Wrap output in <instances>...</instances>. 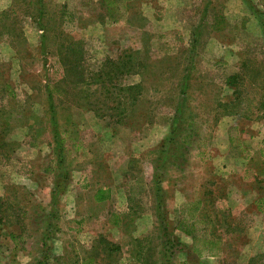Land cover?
I'll return each mask as SVG.
<instances>
[{"label": "rangeland", "instance_id": "rangeland-1", "mask_svg": "<svg viewBox=\"0 0 264 264\" xmlns=\"http://www.w3.org/2000/svg\"><path fill=\"white\" fill-rule=\"evenodd\" d=\"M25 1L0 0V9L18 7L16 21L0 17V196L4 211L16 195L29 213L25 229L0 223V264L41 257L56 188L60 218L50 264H78L101 233L122 245V264H142L138 249L156 264L166 263V251L175 264H248L254 256L264 264L262 216L247 215L237 239L229 222L218 221L216 231L197 222L198 234L212 230L209 236L228 242L219 256L199 258L192 238L176 228L186 203L201 197L210 219L249 204L242 182L253 173L247 150L235 143L257 148L264 135V0H44L43 14L25 12ZM250 13L255 20L245 21ZM217 20L225 29L204 28L190 52L189 23ZM62 45L81 51V73L92 79L66 75ZM129 51L130 66L110 82L105 63L122 55L125 62ZM101 97L107 103L99 115L93 106L102 109ZM103 185L112 196L97 202ZM117 214L126 231L115 225Z\"/></svg>", "mask_w": 264, "mask_h": 264}, {"label": "trees", "instance_id": "trees-1", "mask_svg": "<svg viewBox=\"0 0 264 264\" xmlns=\"http://www.w3.org/2000/svg\"><path fill=\"white\" fill-rule=\"evenodd\" d=\"M124 1V0H122ZM247 2H249L250 0H246ZM117 2H113V4H116ZM24 5H26L27 10H25V12L30 11L31 8H35L36 10L39 11L40 14L44 13V0H28L27 2H24ZM17 6V5H16ZM37 7V8H36ZM18 8V7H16ZM12 9L10 11H3L0 12V17L2 18V22L4 23H8L6 19L9 18H13L15 21L18 19L17 15V9ZM40 22L42 23V27L44 30H46L47 32L49 31V27H48V22H50V20H46L45 21V15L41 18ZM217 23H220V21H218ZM6 25V24H5ZM8 30H11L12 27H9L8 25H6ZM44 38L47 39L49 38V34L46 33V35H44ZM193 43V48L190 50L194 51L195 47L198 45L199 43V39H193L192 41ZM58 56L60 58V61L62 62L63 66H64V70L66 72V75H68V77L70 78H78L79 80L85 79V82L88 79H92V77L89 76H84L83 73H81L82 70H85L83 68V64L81 63V51L76 50L75 48L68 46H61L58 49ZM133 52L129 51L128 53H126V57L128 58L127 61L123 62L121 61V59L125 56L122 55V57H119L117 60L115 61H107V63H105V67L109 68L107 70V72H105V76L108 77L110 82H114V78L115 77H119V75H122V73L124 71H126V67L130 66V60H131V56H132ZM193 64V61L191 62ZM193 66V65H192ZM191 66V67H192ZM111 68V69H110ZM149 69V68H148ZM147 69V70H148ZM67 79V78H65ZM114 84V83H113ZM111 86H114L112 84H110ZM264 85V84H263ZM126 87H124V90H129V91H135L137 89V86L134 85H125ZM140 87V85H138V88ZM135 94V93H134ZM134 94L132 95V97L134 96ZM131 96V95H129ZM101 103H103V107L102 109L99 106H93L95 108V110H97L99 115H102L101 110H105L106 108V103L107 101L104 98H100ZM264 103V102H263ZM132 105V104H130ZM124 110V109H123ZM105 112V111H104ZM230 114H235L234 111L230 112ZM193 117V116H192ZM192 117H189L191 120H193ZM190 120V121H191ZM190 121L188 122L187 126H189L191 123ZM0 133H2V131H0ZM58 133V132H57ZM56 136H58V134H56ZM64 139H60L58 140L59 143L63 142ZM264 144V141H263ZM64 145L59 144L58 145V149H57V153H59V166L62 169L63 165L66 164L65 160L63 158V156L61 155L64 148ZM261 153L264 155V147L261 149ZM63 170H65V166L63 167ZM57 189V188H56ZM54 189V195H53V202L51 203V206L49 205L50 210L47 213V219L45 220V227L43 229L44 235H43V239H42V251H41V257L39 259H37V261L33 264H50V260H51V254L54 251V245H53V240L56 238V234L59 230V227L57 225V221L60 218V214H59V196L57 194V190ZM109 190V189H108ZM106 189L100 188L97 190L96 194H95V199L98 201L103 200L104 193H105ZM108 193V191H107ZM18 196L16 197V195L11 196L9 195V199H13L12 200V208L10 207V209L8 208L7 212L4 211V206H3V202H2V197L0 196V223H8L9 225H13L17 224L20 226V228L22 227V229H25V219L26 217H29V213L28 210L25 208V206L21 205L19 203L18 200ZM186 205H189V209L187 212L186 217H183V219L177 224L176 228L182 229L183 231L186 232V234L191 235L194 238V242L191 246L193 253H195L199 258L203 257L205 253H208L211 256H219L220 255V251H221V245H220V241L218 239H212L210 238L209 234L206 233L205 231H202L201 238H199L197 236V222L193 221L192 223L188 222L189 219L194 220L196 218V214L200 208V206L202 205V200L201 199H197L192 203H186ZM13 214V215H12ZM15 218V219H14ZM208 224V223H205ZM207 228V226H205ZM204 232V233H203ZM12 238L14 240H17L18 236L17 235H12ZM143 248V247H142ZM121 250V246L118 244L113 243L112 241L108 240L106 237H104L103 235L100 236L99 241L97 243V245H95L92 249V251L90 252V256L89 258H85L83 260H78V264H103L104 261L106 262H116V264H122V258H117L116 257V252ZM138 253H139V257L138 260L140 261V259L142 260V264H156L155 260H153V258L148 257L147 254H149V252H144L143 249H138ZM146 254V255H144ZM167 251L165 252V256H166V263L165 264H175L172 263L171 261V257L167 256ZM259 261V257H251L249 259V263L248 264H256V262ZM105 262V263H106ZM141 262V261H140ZM104 263V264H105ZM57 264H63V263H57ZM181 264H185V263H181ZM198 264V263H195Z\"/></svg>", "mask_w": 264, "mask_h": 264}, {"label": "crops", "instance_id": "crops-1", "mask_svg": "<svg viewBox=\"0 0 264 264\" xmlns=\"http://www.w3.org/2000/svg\"><path fill=\"white\" fill-rule=\"evenodd\" d=\"M245 2V0H243ZM17 6H16V2L14 3L13 6L9 7V8H6V9H0V12H3V11H10L12 9H15ZM251 20H255V15L253 13H250V15H248L247 18H245V21H251ZM218 22V20H217ZM222 22V23H221ZM189 24H192V30H191V34L189 35V39H191V41H193V39H199V36H201V32L203 31L204 28H210V29H213V33H220V31H223L225 29V26H223V21H220V23H217L215 22V25L212 26L210 25V22H202L201 23H193V22H190ZM194 26V27H193ZM215 35V34H214ZM190 41V42H191ZM233 116V115H232ZM264 132V131H262ZM259 134H261L260 130L258 129L257 131L255 132H250V138L248 139L249 140H253L254 138L260 136ZM238 140V139H237ZM260 145L259 147H254V145H252L251 142H245L244 139L241 140V142L243 143H240L239 140L237 143H235V139L232 140V144H236L237 146H241L243 147V149H246L247 150V163L248 164L247 168H246V171L249 172V174H252L253 173V179L249 180V182H245V178L246 177H243V182L242 184H246L247 185V188L246 189H242L243 191L241 196H249L251 195V197H249V201H248V205L247 207L245 206L243 209H238L236 211V209H229L230 212L228 214H230L229 217H225L222 219V217H224L225 215V210H223V213H220L218 210L216 211V217H214L213 219H210L208 217H206V204H205V200L204 198H199L202 200V205L200 206L198 212H197V215H196V218H195V221L196 222H203L204 223V226L206 225H210V226H214L215 227V231H216V227L218 226V221H221V222H229V225H230V236H233L235 237L236 239L239 238L242 234H244L246 232V230L248 229V220H247V215H249L250 213H254L258 216H262L264 218V155L261 153V149L264 147V144H263V141H264V135L262 136L261 140H260ZM244 143H246V146L244 145ZM260 155V156H259ZM100 188H103V189H106L105 193H104V198L103 200L101 201H98L95 199V194L97 192L98 189ZM109 189V190H108ZM108 191V193H107ZM96 192L94 193L93 195V200L97 201V202H102V201H105L107 198H109L110 196H112V188L109 187V186H100L96 189ZM220 198H223L220 197ZM224 199V198H223ZM227 214V213H226ZM115 216V225L117 226H123L124 230L127 229L126 225L124 223H120L119 222V216L118 214L117 215H114ZM218 216V217H217ZM198 219V221H197ZM226 220V221H225ZM205 223H208V224H205ZM125 226V227H124ZM211 230V229H209ZM126 231V230H125ZM205 231V230H203ZM207 233V231H205ZM204 233V232H203ZM209 233V232H208ZM210 233H212V230L210 231ZM209 233V234H210ZM212 234H215V233H212ZM103 235L104 237H106L108 240L112 241L113 243L115 244H118V245H121L119 242H116V241H113L112 239H110L109 237H107L105 234L101 233L98 236V238H96L97 240L93 241L92 245L90 246V251L89 253L91 252V247L92 246H95L97 245L98 241H99V238L100 236ZM188 236H190L192 238V243L193 244V240L194 238L189 235V234H186ZM201 235L202 234H197V236L199 238H201ZM210 238L212 239H218L220 241V245L221 246H224L226 244H228V242H224V239L219 235V236H215V237H211ZM131 239H134V237H131ZM187 244H190L187 242ZM122 246V245H121ZM91 254V253H90ZM90 254H88V258L90 256ZM201 258V257H200Z\"/></svg>", "mask_w": 264, "mask_h": 264}]
</instances>
